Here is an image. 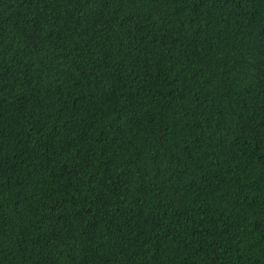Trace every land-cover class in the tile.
Wrapping results in <instances>:
<instances>
[{
  "label": "trees",
  "instance_id": "trees-1",
  "mask_svg": "<svg viewBox=\"0 0 264 264\" xmlns=\"http://www.w3.org/2000/svg\"><path fill=\"white\" fill-rule=\"evenodd\" d=\"M0 264H264V0H0Z\"/></svg>",
  "mask_w": 264,
  "mask_h": 264
}]
</instances>
